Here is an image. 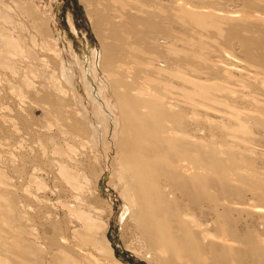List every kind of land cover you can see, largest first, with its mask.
<instances>
[{"label": "bare ground", "instance_id": "obj_1", "mask_svg": "<svg viewBox=\"0 0 264 264\" xmlns=\"http://www.w3.org/2000/svg\"><path fill=\"white\" fill-rule=\"evenodd\" d=\"M81 1L101 44L91 77L79 75L85 96L74 80L80 58L66 60L39 1L0 0V264H99L96 252L125 264L108 236L106 160L123 204L118 225L136 256L150 264H264L262 235L249 228L264 217L249 210L264 198V173L234 166L238 156L258 161L254 143L237 134L264 126V20L203 12L193 0ZM206 34L225 52L241 44L243 77L219 82ZM246 88L253 112L237 106L249 100ZM36 105L51 121L32 128Z\"/></svg>", "mask_w": 264, "mask_h": 264}, {"label": "rangeland", "instance_id": "obj_2", "mask_svg": "<svg viewBox=\"0 0 264 264\" xmlns=\"http://www.w3.org/2000/svg\"><path fill=\"white\" fill-rule=\"evenodd\" d=\"M5 1L11 6L14 5L13 2L14 3L16 2V0H5ZM38 1L41 4L42 8L51 15L52 23H53V26L55 27L54 32L56 34V37L61 40V46H62V49L64 50V55L66 54L65 55L66 60L68 62L71 61L74 64V62L76 63V61H75L76 59H74V58H80V62H81L80 67H82V68L78 67L77 63H76L75 67H76L77 73L74 75V80H75V85L77 86V88L85 96L84 87L82 85V80L80 79L79 75L80 74L82 75V71H83V75L86 74L89 77H91V73H90L89 68H90V65L92 62V52L98 51L99 57H100V53H101V44H100V41L98 40V38L94 32L93 27L91 26L92 24L89 21V18H88L87 13H86V7L82 3L81 0H38ZM179 2L181 4V3L186 2V1L185 0H181V1L179 0ZM190 2L191 1H188V3H190ZM219 2H221V3H219ZM164 3L167 5H172V4H174V0H165ZM191 4L194 6H198V8L200 10H202L203 12L216 13V14H223V13L229 14L230 13L229 15L230 16L232 15V17L233 16H235L237 18L246 17V18H249L253 21H256L258 18H262L264 20V0H254L251 3L253 6L251 4L246 3L244 0H215V1L214 0H193L191 2ZM212 8H213V10H212ZM16 18H17V20L21 19L27 28L31 27V25H30L31 21H27L26 19H24L22 17H16ZM71 20H73L74 24H71ZM190 30L191 29L188 28L189 32L187 33V35L193 36L194 32H190ZM24 32H25V34H24ZM22 34L25 37L27 36L28 38H30V35H31L30 31H29V33L27 31H23ZM209 37H210V34L205 35V38H206L205 43L210 44L209 46H211V45H213V43L210 39H207ZM197 38H198V36H197ZM215 45H216V48L213 47ZM209 46L207 47V46L203 45L202 43H196L195 48L198 51L207 52V48H209ZM213 46H211L212 51H209V53H210L211 61H213V60L217 61V63L213 66V68H216L217 70H219V74L222 78V80L221 81L219 80V82L225 81L224 78H226L227 81H229V80L233 81V80H236L237 78L240 79L241 77H243L245 75L246 72H248V71H246V66H247L246 60H248V59H246L247 56L242 51L240 43H238L237 41L233 42V47L227 48L226 52L224 49H222L223 51L219 50V48L217 47V44H215V43ZM225 53H228V54L226 55ZM97 66H98V64H97ZM256 70L257 69L254 68L253 72H255ZM232 73L234 75H232ZM253 74H256V73H253ZM103 76H104V74L102 72H100V76H99L100 82H101V79L103 78ZM258 82L264 83L261 78H258ZM40 83H42V81H37L36 85L39 86ZM245 87H247V86L245 85ZM243 89L241 90L242 94H245L249 100H241L240 99L239 100L240 102H238L237 106L240 107L241 109L243 107L244 108L246 107L245 110L247 112H253L252 109H253L254 105L252 104V100L250 99V98H252V95L249 93L248 88H246L245 90H243ZM107 96L109 97V101L112 102L111 103L112 106H114V105L117 106L116 100L112 94L111 89H109ZM263 98H264V95H262L260 99H263ZM86 100H87V101H85V102H87L86 105H88L89 111L92 114L93 110H94L93 101H91L87 97H86ZM27 101L29 102V100H27ZM244 101H246V102H244ZM17 102H18V100H17ZM251 104H252V106H251ZM10 106L12 107L13 105L9 103V104H6L4 106L5 114H9L8 113V110H9L8 107H10ZM39 107H38V105H36L30 114L29 125L32 128H36V126L41 124V123H46L47 119H49L51 121V119L49 117H46L43 109H40L42 107H40V108ZM222 108H224V107H221V108L219 107V109H222ZM232 108H236V107L232 106ZM114 112L118 113V109L117 108L114 109ZM118 117H119V114H118ZM251 122H254V121H251ZM205 131L206 130L199 131L201 133V134L199 133V135L200 136L202 135L201 137L206 136L208 133H206ZM8 136L11 137L12 135L8 134ZM25 136L27 138H29L28 134H26ZM237 136H238V139L242 138V139H246V140L254 143V145L252 147L257 149L255 156H256L258 161L256 164L252 165L250 163H246L243 160V158H240L238 156L237 157L238 159L234 161V166L239 167L240 166L239 164H241V167L239 169H242V171L250 170L253 173V175L263 178V176H259L258 173H264V126L259 130H257V129L251 130L250 133H246V134L239 133V134H237ZM239 140H241V139H239ZM227 141L230 143V145L234 146V144H232V143L235 140L230 135L225 137L226 145L228 144ZM248 141H245V142H248ZM248 157L251 158L250 156H248ZM104 167H105V173L103 174L102 195H103L105 200L109 201L108 203L110 205H112L113 209H114V219L112 220L111 231L109 232L108 236H109L111 244L113 245V248L117 254V257L119 258V260H121L125 264H150V263L146 262L145 260L141 259L140 257L136 256L132 251H130L127 248L126 242L128 241V238L124 239V237H126L127 235L122 232L121 227L118 225V218H117L119 211L121 210L123 204H122V200L119 197V195L117 194V192L113 189L112 185H110V180H111V175L113 173V168H112L109 160H106ZM230 168H232V165H230ZM234 172H236V171H234ZM242 173H244V172H242ZM230 178H233V176H230ZM253 198L255 199L254 194L250 193V196H248L247 202L250 203V200H252ZM258 199H260V201H258ZM258 199L255 200L256 203H258V204L255 203L256 205L254 204L256 207L255 206H251V207L249 206V210L253 207L252 208L253 210L256 208L254 210L256 213L260 212V214H264L263 208H257V206L259 204L264 203V198L262 197V198H258ZM252 209H251V211L253 212ZM261 211H263V212H261ZM242 217L246 220H247V218H250L246 215L242 216ZM257 217H259L258 220L256 219L254 222L249 223L250 224L249 228L254 229L255 232H258L259 234H261L262 239L264 240V224H263L264 223V217L263 216H257ZM242 231L247 232V228L245 226H242ZM94 256H97V257H95L97 259V262H98V260L101 259L100 263L98 262L99 264H102V263L103 264H111L105 257L100 256L97 252L94 254ZM102 258H103V260H102Z\"/></svg>", "mask_w": 264, "mask_h": 264}]
</instances>
